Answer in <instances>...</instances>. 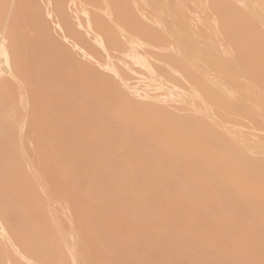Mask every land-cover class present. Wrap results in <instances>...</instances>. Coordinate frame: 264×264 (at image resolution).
<instances>
[{
  "label": "bare ground",
  "instance_id": "bare-ground-1",
  "mask_svg": "<svg viewBox=\"0 0 264 264\" xmlns=\"http://www.w3.org/2000/svg\"><path fill=\"white\" fill-rule=\"evenodd\" d=\"M0 25V264H264V0H0ZM136 65L183 107L132 96Z\"/></svg>",
  "mask_w": 264,
  "mask_h": 264
},
{
  "label": "rangeland",
  "instance_id": "rangeland-1",
  "mask_svg": "<svg viewBox=\"0 0 264 264\" xmlns=\"http://www.w3.org/2000/svg\"><path fill=\"white\" fill-rule=\"evenodd\" d=\"M4 25H0V30L2 29V27H3ZM61 39V38H60ZM61 40H63V39H61ZM65 40V39H64ZM63 40V41H64ZM64 42H66V40L64 41ZM67 43V42H66ZM69 45V44H68ZM79 53H78V57H79V59H80V56H81V51L79 50L78 51ZM82 57V56H81ZM118 61V60H117ZM118 63H120L121 64V62L120 61H118ZM135 69H136V73H132V71L131 72H129V74L127 75V77H125V79L127 80V83H128V87L126 88L129 92H130V94L132 95V96H136L135 98H137V99H139L140 101H143V102H150V103H157L156 101H149V100H147V99H145L144 97H141V96H139V92H140V94L142 93V91L144 90V89H147V90H151L150 92L151 93H153L154 95H156V96H161V97H163V99L166 101V103L165 104H162V105H164L165 107H169V108H171V107H178V108H181V106L183 107V104H182V99L180 98V97H178L177 96V94L176 93H174L173 95H170L169 94V92L168 91H164V90H158V89H155V86H153L152 85V83H151V81H150V79L149 78H147L146 79V77H148L149 75V73L146 71V69L144 70V68L143 67H141V66H139L138 67V65H136L135 66ZM103 70L104 71H108L106 68H103ZM111 73V72H110ZM111 74H113V73H111ZM116 78V77H115ZM129 80V81H128ZM116 81H117V78H116ZM131 84V86L132 87H130V84ZM145 84H147V85H145ZM134 86H136L137 88H139V89H141V90H139V89H137L136 87L134 88ZM146 86H147V88H146ZM154 87V88H153ZM133 89H137L136 91H133ZM157 90V91H156ZM138 92V93H137ZM133 93V94H132ZM135 94H137V95H135ZM162 94H165V95H162ZM167 94H169L168 96H167ZM176 94V95H175ZM175 96H177V97H175ZM140 97V98H139ZM160 97V98H161ZM165 97V98H164ZM168 97H169V99H168ZM176 98V99H174L173 101L170 99V98ZM166 99H168V100H170V101H168V100H166ZM179 99V100H178ZM175 100H177V101H179V102H177V101H175ZM172 102H174L175 104H173ZM179 103V105H176V104H178ZM160 104V103H159ZM182 104V105H181ZM170 105V106H169ZM244 152H246V153H252L250 150L249 151H247L248 149L246 148L245 149V147H242L241 148ZM253 154V153H252ZM69 239H71V237H69ZM71 262H70V260H68V264H70Z\"/></svg>",
  "mask_w": 264,
  "mask_h": 264
}]
</instances>
